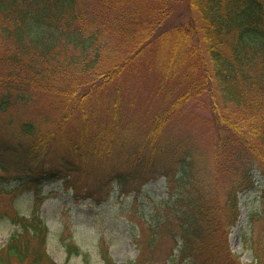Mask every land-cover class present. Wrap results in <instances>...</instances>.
<instances>
[{"label": "trees", "instance_id": "16d2710c", "mask_svg": "<svg viewBox=\"0 0 264 264\" xmlns=\"http://www.w3.org/2000/svg\"><path fill=\"white\" fill-rule=\"evenodd\" d=\"M209 137L203 174L196 147ZM257 171L264 0H0V173L16 183L0 197L35 196L29 215L0 205L18 227L0 264H57L44 183L102 203L113 186L138 198L162 178L170 207L128 264H243L227 239ZM101 257L117 264L105 246Z\"/></svg>", "mask_w": 264, "mask_h": 264}, {"label": "rangeland", "instance_id": "374dc122", "mask_svg": "<svg viewBox=\"0 0 264 264\" xmlns=\"http://www.w3.org/2000/svg\"><path fill=\"white\" fill-rule=\"evenodd\" d=\"M207 140L196 147L199 151L196 163L203 174L211 171L213 165L212 140L210 137ZM255 179L254 188L238 194L240 215L230 227L227 239L235 259L243 264H259L258 257L264 252V178L260 171L255 172ZM15 184L0 173V189H5L2 194ZM221 189V201H224L226 192ZM168 197L163 178L146 184L138 198L133 194L119 195L117 187L113 186L110 197L103 203L75 198L63 181L45 183L41 186L40 214L49 229L48 253L57 264H105L101 257L102 246H105L115 263L134 262L140 252L139 235L145 240L147 227L165 217L170 207ZM34 199L31 191L17 197L6 195L0 197V205H5V200H13L21 215H29ZM17 230L8 219H0V249ZM71 243L80 253L69 258L68 245Z\"/></svg>", "mask_w": 264, "mask_h": 264}]
</instances>
